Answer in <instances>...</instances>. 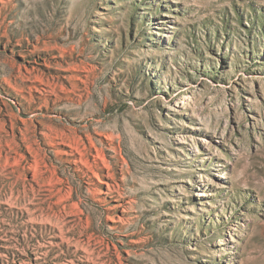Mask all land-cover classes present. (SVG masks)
<instances>
[{"label": "rangeland", "instance_id": "1", "mask_svg": "<svg viewBox=\"0 0 264 264\" xmlns=\"http://www.w3.org/2000/svg\"><path fill=\"white\" fill-rule=\"evenodd\" d=\"M0 264H264V0H0Z\"/></svg>", "mask_w": 264, "mask_h": 264}]
</instances>
